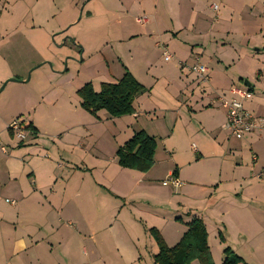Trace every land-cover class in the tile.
<instances>
[{
  "label": "crops",
  "instance_id": "crops-1",
  "mask_svg": "<svg viewBox=\"0 0 264 264\" xmlns=\"http://www.w3.org/2000/svg\"><path fill=\"white\" fill-rule=\"evenodd\" d=\"M148 1L150 0L140 2L144 10L148 9L146 5ZM164 1L167 0H155L156 6L153 13L157 21L160 20L159 3L164 4ZM188 1L194 4L191 9L193 19L187 21L181 29H176L178 27L175 25L168 28L162 25L161 21L158 23V29L149 26L150 16L145 13L149 16L148 21L142 24L140 33L130 36L132 39L141 37L140 39L147 43L153 41L154 29L158 30L159 36L166 37L165 39H167L165 34L169 33L171 43H176L174 49L171 48L175 56L172 61L176 62V65L184 72L180 63L193 64L199 58L201 63L209 68L210 80L206 84L200 83L195 74L193 80L180 78V81L176 83L177 91L168 95V100L163 104H157L164 118L174 120L172 132L165 131L167 122L162 124L161 130L166 135L161 136L160 143L157 141L154 165L148 172L123 168L117 159L116 161L111 160L110 166L116 165L110 180L114 187L107 189L108 195L104 197L105 201H102L103 197H100L101 188L80 184L84 179V174L91 168L96 169L97 167L95 162L91 164L87 161L88 150L77 146L75 148L78 151L76 153L73 151L74 162H71L75 164V169L79 173H71L75 183L69 187L71 178H67L68 183L67 179L63 180L62 190L56 189L58 183L53 180L58 176L51 161L52 155L48 153L40 155L45 148L52 147L51 141L42 140V136H46L47 131L42 132L40 129L37 114L34 116L31 114L34 99L30 93L12 103L9 110L5 109L6 114L3 112L2 105L0 106L2 110L0 118L6 126L15 116L28 114L29 119L27 120L37 128L36 134L29 129L25 130V140L11 131H6L3 137L4 143L9 148L5 151L0 149L2 152L0 155V264H70L74 262L72 255L57 256V250L54 249L49 239L51 234L40 232L35 225H46L53 217H56L58 208L63 210L75 205L84 206L86 209H97L99 214L103 203L107 206L106 211H102L106 215L104 218L106 220H102L99 215L92 216V220L103 222L94 234L100 236L101 239L97 237H90V239H93L96 244L105 246V239L108 238L106 230L110 229L112 231L110 238L116 244L110 239L109 243L112 247L108 250L115 251L117 256L122 258V264H155L154 257L159 252V246L156 240L154 241L155 238H152L149 229L152 227L159 229L166 243L174 246L187 231V224L195 218L202 219L206 225L215 264L224 261L226 248H231L243 259V262L239 264H264V132L255 131L241 139L229 135L226 131V137L222 136L220 128L222 129L226 120L227 109L217 99L219 95L226 99L235 98L231 90L237 87L232 84L238 78L240 80L246 78L245 83L253 86L249 73L244 69L232 68L228 63L233 62L234 66L236 62L242 61V56H245L243 50L248 47L260 45L264 48V38L260 36L264 33V0ZM212 2L219 5L217 10L214 9ZM134 3L135 0L130 7L132 11L136 9ZM210 5L217 19L210 18L208 21L204 14L207 9H211ZM197 6H201L200 11ZM198 13H200L199 17H197ZM137 17L139 15L136 19ZM258 28L259 32L256 33ZM237 35L244 39L240 40L244 46L243 49L234 45ZM157 43L159 47L163 44L160 41ZM166 44L164 46L170 50L168 44L172 45L169 41ZM208 47L218 50L219 56L216 59L206 58ZM227 47H230V50ZM231 47L238 49L233 51ZM260 48L256 47V50L259 51ZM128 71L145 88L148 87L146 81L139 77L131 67ZM7 76L0 77V83ZM152 88L149 93L145 92L137 96L135 113L130 115L141 124H143L142 117L156 112L153 110L156 105L152 102L154 91ZM258 100L249 102V108H245L249 111L253 108L251 112L257 117H262L264 116V96L259 97ZM183 118L188 128V135L185 137L189 138L192 134L199 135L195 130L197 124L200 125L202 131V140L200 138L197 146L189 144L188 151L184 146L171 144L177 125ZM142 130L149 132L145 128ZM217 131L218 134H216ZM148 134L158 138L155 133L150 134L149 132ZM64 145H70V141L67 140ZM158 158L162 162L169 160L173 166L175 164V167L168 169L167 175L175 176L181 182V185L177 186L181 189L180 196L184 192L201 191L204 194L205 204L200 205V209L194 205L188 207L179 202L178 205L172 207L174 215L165 214V210L161 209L164 214L158 222L149 223L144 220L145 211L139 208L140 205L137 206L135 192L138 189L143 191L152 186V181L148 176L160 163ZM208 160L219 169L208 174L193 168L195 164ZM58 167L62 168L63 164L59 163ZM175 170L176 174H173ZM97 171L102 173L101 170ZM126 174L130 176L127 186ZM121 180L124 182L121 184L122 189H119L115 187V184ZM111 197H113L112 200ZM32 225L36 231L31 229ZM83 239L84 236H79L78 241ZM70 241L71 239L67 237L60 239L59 248L66 247L64 244ZM81 247L82 245L79 244L78 249L80 250ZM80 254L82 263H85V256L91 260L93 255L87 246L81 249ZM94 257L98 259L103 258L104 255L100 257L94 251ZM102 263L110 264L104 259ZM193 264H199V262L196 260Z\"/></svg>",
  "mask_w": 264,
  "mask_h": 264
},
{
  "label": "rangeland",
  "instance_id": "rangeland-1",
  "mask_svg": "<svg viewBox=\"0 0 264 264\" xmlns=\"http://www.w3.org/2000/svg\"><path fill=\"white\" fill-rule=\"evenodd\" d=\"M133 1L0 0V77L9 75L0 83V89L7 80L16 79V81L8 82L0 92V106L2 105L3 112L6 114L5 109L9 110L11 104L22 99L25 94L30 93L33 97L34 104L31 114L33 116L37 114L40 129L42 132L47 131L46 136H42V140H50L52 146L49 149L45 148L40 155L44 153L52 155L51 161L58 176L53 182L58 183L56 189L59 191L62 190L63 180L71 178L69 187L75 183L74 178L71 177L72 172L79 174L75 169V164L71 163L74 162L73 151L75 153L78 151L75 148L77 146L88 150L87 161L91 164L95 162L97 167L88 170L80 184L101 188L100 197H103L102 201H105L104 197H107L109 188L114 187L110 180L116 165L112 167L110 165L112 159L116 161V152L119 147L144 128L150 134L155 133L159 143L161 136L166 135L161 130L163 123L167 122L165 131L172 132L174 120L164 118L157 104H163L168 100V95L177 91L176 83L180 81V78L189 80L194 78V74L181 71L176 62L164 59V45H167L169 41L172 45L168 44L171 50V48L174 49L176 43H171L169 33L165 34L167 36L165 39L166 37L159 36L156 30L159 21L168 28L175 25L178 27L176 29H181L187 21L193 19L191 9L194 4L188 0H167L164 4L159 3L160 20L157 21L153 13L156 6L155 0L146 2L148 7L146 10L142 8L141 0H135L136 9L132 11L130 7ZM200 7L197 6L199 11ZM145 13L150 16L149 26L156 28L153 41L147 43L142 41L141 37L132 39L130 36L140 33L142 24L136 21V16H144ZM205 13L204 16L208 21L210 18L217 19L212 6ZM198 14L197 17L200 16V13ZM244 33L246 34V31ZM260 36L264 38V33ZM240 40L244 39L237 35L233 43L237 45L236 47L243 49L244 46ZM159 41L163 43L160 47L157 45ZM256 47L261 48L258 51ZM231 48L233 51L238 49ZM243 51H245V56H242V61L236 62L234 66L233 62L228 64H231L232 68L244 69L252 78L253 86L245 83L246 78H241L242 80L238 78L235 81L237 85L232 84L243 90L252 91V97L243 101L245 107L249 108V102L259 101V97L264 96V48L258 45L248 47ZM217 56H219L218 50L208 47L206 58L216 59ZM130 67L146 81L148 87H144L143 93H149L152 87L154 90L152 102L156 105L153 109L156 112L142 117L143 124L130 115L114 117L106 110H100L94 114L82 107V100L78 94L80 88L91 83L96 90L100 91L104 82L114 80L118 82L126 70H130ZM250 109L253 112L254 109ZM185 112L188 114L187 109ZM27 116L28 114L17 115L11 122L14 120L22 122L29 119ZM199 126L197 124V129H195L199 135L192 134L187 138L185 135H188V128L183 118L177 125L171 144L184 146L187 151L189 144L197 146L200 138L202 140V131ZM6 131H10L8 125L6 126L0 118V139L3 141L0 145L8 150L9 146L4 143L3 138ZM220 131L222 136L227 134L221 128ZM67 140L70 141V145H64ZM0 149L2 150L1 146ZM158 160L160 163H156L158 165L148 176L152 181V186L149 189H143V191L138 189L135 192L137 206L140 205L139 208L145 211V216L142 215L144 220L149 223L158 222L164 214L161 209L165 210V214L174 215L172 207L178 205L179 202L188 207L194 205L200 209V205L205 204L204 194L196 191L184 192L180 196L181 189L173 185L170 176L167 175L173 163L171 164L169 160L163 162L159 158ZM59 163L63 164L62 168L58 167ZM193 168L208 174L219 169L210 160L197 163ZM97 170H101L102 173ZM125 176L127 186L130 176L128 174ZM172 178L175 177L172 176ZM164 181L169 184L164 185ZM123 182L124 180H121L115 184V187L122 189ZM118 200L122 201V199ZM105 208H107L106 204H101V210L106 211ZM102 211L98 214L97 209H86L84 206L76 205L63 210L58 208L56 217H53L48 224H36L35 227L44 234L45 232L51 234L49 239L54 249L57 250V256L69 254L74 257L75 261L70 264L82 263L80 252L86 246L93 255L91 260L85 256V263L82 264H103L102 259L110 264H122V258L117 256L115 251L108 250L112 247L109 243L110 236H112L110 229L106 230L108 238L105 239V246L96 244L93 239H90V237L101 239L100 236L94 234L100 229L102 220H106L104 219L106 215ZM93 215H99L102 220H92ZM59 219L61 221H58ZM35 227L32 225L31 229L35 230ZM79 236H84L80 242L78 241ZM65 237L70 238L71 241L64 244L67 248H59L60 239ZM152 238L154 239L153 236ZM111 241L116 244L114 240L111 239ZM79 244L82 245L80 250L78 249ZM94 251L98 256L104 255V257L95 258ZM218 264H223V261Z\"/></svg>",
  "mask_w": 264,
  "mask_h": 264
},
{
  "label": "trees",
  "instance_id": "trees-1",
  "mask_svg": "<svg viewBox=\"0 0 264 264\" xmlns=\"http://www.w3.org/2000/svg\"><path fill=\"white\" fill-rule=\"evenodd\" d=\"M144 91V86L128 70L118 82H104L101 90L96 91L91 83L78 90L82 107L96 114L106 110L111 116L119 117L135 113V99ZM24 130L34 134L37 128L32 122H21ZM157 151V139L145 130L138 131L117 150V161L123 168L148 172L154 165ZM176 174V170L173 172ZM175 177V176H174ZM176 178V177H175ZM182 239L174 246H169L159 229H149L155 238L159 252L155 255V264H215L208 241V232L204 221L195 218L188 224ZM223 264H239L243 259L231 248H226Z\"/></svg>",
  "mask_w": 264,
  "mask_h": 264
},
{
  "label": "built area",
  "instance_id": "built-area-1",
  "mask_svg": "<svg viewBox=\"0 0 264 264\" xmlns=\"http://www.w3.org/2000/svg\"><path fill=\"white\" fill-rule=\"evenodd\" d=\"M213 6L215 10L219 7L218 4H214ZM148 19L149 16L144 15L137 17L136 20L137 22L144 24L148 21ZM163 56L166 61H172L175 58L174 54L166 46L163 47ZM180 67L184 71L195 74L200 83H207L210 80L209 68L205 64L201 63L199 58L193 64L182 62L180 63ZM231 92L235 94V98L226 99L222 95L217 97V99L227 109L226 120L222 125V129L229 135L238 139L244 138L247 134L255 131L264 132V116H255L251 111L245 108L243 103L244 100H248L252 97V91L250 89L243 90L239 87H234ZM8 129L22 140L26 139L25 130L23 129L21 122L18 120L11 122L8 125ZM1 148L5 151L4 146H1ZM170 181L175 186L181 185V182L177 178L170 177ZM163 184L168 185L169 182L164 181Z\"/></svg>",
  "mask_w": 264,
  "mask_h": 264
},
{
  "label": "water",
  "instance_id": "water-1",
  "mask_svg": "<svg viewBox=\"0 0 264 264\" xmlns=\"http://www.w3.org/2000/svg\"><path fill=\"white\" fill-rule=\"evenodd\" d=\"M11 81H16V79L11 78V79L7 80V81L5 82V84L2 86V88L0 89V92L4 89V87L6 86V84H7L8 82H11ZM246 83H247V82H246ZM248 84H249V83H248Z\"/></svg>",
  "mask_w": 264,
  "mask_h": 264
}]
</instances>
